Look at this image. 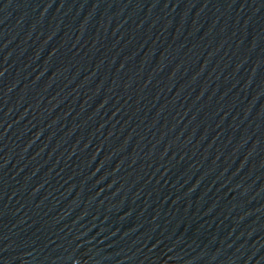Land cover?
Segmentation results:
<instances>
[{
    "label": "water",
    "instance_id": "95a60500",
    "mask_svg": "<svg viewBox=\"0 0 264 264\" xmlns=\"http://www.w3.org/2000/svg\"><path fill=\"white\" fill-rule=\"evenodd\" d=\"M0 264H264V0H0Z\"/></svg>",
    "mask_w": 264,
    "mask_h": 264
}]
</instances>
